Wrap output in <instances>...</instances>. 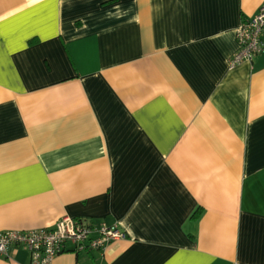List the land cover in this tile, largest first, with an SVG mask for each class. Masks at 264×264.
Listing matches in <instances>:
<instances>
[{"label":"crops","instance_id":"0c3cea01","mask_svg":"<svg viewBox=\"0 0 264 264\" xmlns=\"http://www.w3.org/2000/svg\"><path fill=\"white\" fill-rule=\"evenodd\" d=\"M262 3L0 0V232L125 233L52 264H264V51L230 66Z\"/></svg>","mask_w":264,"mask_h":264},{"label":"built area","instance_id":"2783aa9c","mask_svg":"<svg viewBox=\"0 0 264 264\" xmlns=\"http://www.w3.org/2000/svg\"><path fill=\"white\" fill-rule=\"evenodd\" d=\"M235 37L238 50L230 60V66L243 60L251 61L264 51V3L253 17L242 19ZM92 233L96 236L91 237ZM124 237L125 233L117 223L101 222L91 226L66 215L51 228L0 232V256L8 257L9 247H22L28 252L29 264H52L56 256L67 250L68 242L73 243L77 251L101 250L110 242Z\"/></svg>","mask_w":264,"mask_h":264}]
</instances>
